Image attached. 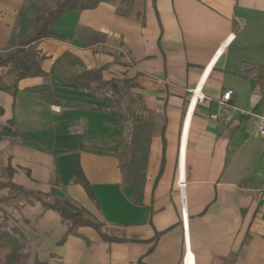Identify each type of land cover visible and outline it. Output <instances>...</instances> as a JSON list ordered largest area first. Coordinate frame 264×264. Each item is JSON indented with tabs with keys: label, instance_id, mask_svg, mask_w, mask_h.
<instances>
[{
	"label": "crops",
	"instance_id": "1",
	"mask_svg": "<svg viewBox=\"0 0 264 264\" xmlns=\"http://www.w3.org/2000/svg\"><path fill=\"white\" fill-rule=\"evenodd\" d=\"M58 1L0 0V54ZM53 30L63 39L38 44L46 77L0 92V127L14 122L25 138L2 140L0 152L12 149V181L32 192L50 193L54 169L55 194L112 241L84 227L62 242L59 215L32 204L23 211L28 264H264V192L250 173L264 154V0H109ZM96 70L132 86L149 127H121L78 91ZM44 86L54 102L33 91ZM77 162L97 203L74 181Z\"/></svg>",
	"mask_w": 264,
	"mask_h": 264
},
{
	"label": "trees",
	"instance_id": "2",
	"mask_svg": "<svg viewBox=\"0 0 264 264\" xmlns=\"http://www.w3.org/2000/svg\"><path fill=\"white\" fill-rule=\"evenodd\" d=\"M109 0H59L57 4L38 15L33 31L23 38L17 47L6 55L0 54V92L15 96L18 92V84L21 80L33 77H46L42 69L44 55L38 49V44L44 39H63L58 36L53 27L63 15L74 11H85L96 9L100 3ZM243 75L246 78L255 77V68L249 64H242ZM8 79V81H4ZM76 87L81 93L95 96L97 100L106 105L109 109L117 111L118 122L121 127L150 126L149 112L143 107L142 99L129 92L131 85L118 80L103 81L101 70L91 71L76 81ZM42 95L45 100H52V91L48 86L34 89ZM3 111L0 109V116ZM14 122L7 126L0 127V142L4 139L23 141L25 138L15 129ZM11 157H7L6 175L7 180L0 181V191L15 192L18 196L26 199L34 198L35 201L43 204L45 211H53L66 223L67 231L62 242L70 235H73L78 228H91L95 230L104 241H112L101 232L99 224L87 216V213L77 207L70 199L58 197L52 191L53 202H44L41 196L24 190L21 186L13 183L14 171L10 165ZM74 181L79 184L86 194L97 203L96 196L86 179L81 165L77 162L72 168ZM8 198L0 199V205L5 204ZM23 249L22 243L14 237L1 232L0 227V264H20L19 257ZM231 260H225L223 264H232Z\"/></svg>",
	"mask_w": 264,
	"mask_h": 264
},
{
	"label": "rangeland",
	"instance_id": "3",
	"mask_svg": "<svg viewBox=\"0 0 264 264\" xmlns=\"http://www.w3.org/2000/svg\"><path fill=\"white\" fill-rule=\"evenodd\" d=\"M4 81H8V79H5ZM114 113L117 116L119 114L117 111H114ZM32 149L36 153H41V150L39 148L33 147ZM8 156L12 158L11 148L9 149L6 148L2 152H0V181L4 183L7 180L6 171L4 169H6V165H7L6 163H7ZM250 173L253 176L251 179L253 187L258 191L264 192V154L263 156L260 154L256 156ZM50 178L52 182L51 183L52 189L49 194H44L41 192H32L30 190H27L24 186H21V187L28 192H32L38 196H41L44 202L50 203V202H53V197H52L51 192L55 191L54 190L55 184L53 183H55L54 181L56 179V173L54 169L50 171ZM3 198H8V201L5 204L0 205L1 232L6 235L16 238L22 243L23 249L19 257V263L28 264V261L25 257L27 242H26V238L24 234V229H25L24 222L27 221V218L23 214V211H24V208L32 204H35V206H40L41 208H43V204L35 201L34 198L26 199L23 196L16 195L15 192L7 191V190L0 191V199H3ZM76 206L80 208V206H78L77 204ZM80 209H84V208H80ZM62 222L66 225V223L63 220Z\"/></svg>",
	"mask_w": 264,
	"mask_h": 264
},
{
	"label": "built area",
	"instance_id": "4",
	"mask_svg": "<svg viewBox=\"0 0 264 264\" xmlns=\"http://www.w3.org/2000/svg\"><path fill=\"white\" fill-rule=\"evenodd\" d=\"M230 96H231V92H226L223 95L222 102L225 103L229 101ZM263 103H264V99H263ZM263 108H264V104H263ZM256 132L258 133V136L264 141V110H263V114L259 117L258 129Z\"/></svg>",
	"mask_w": 264,
	"mask_h": 264
}]
</instances>
